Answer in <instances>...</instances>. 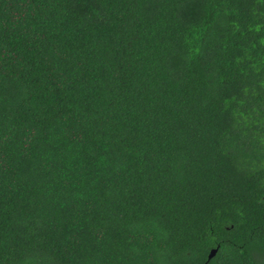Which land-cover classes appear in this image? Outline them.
I'll return each instance as SVG.
<instances>
[{
  "label": "trees",
  "instance_id": "1",
  "mask_svg": "<svg viewBox=\"0 0 264 264\" xmlns=\"http://www.w3.org/2000/svg\"><path fill=\"white\" fill-rule=\"evenodd\" d=\"M0 264H264V0H0Z\"/></svg>",
  "mask_w": 264,
  "mask_h": 264
},
{
  "label": "water",
  "instance_id": "2",
  "mask_svg": "<svg viewBox=\"0 0 264 264\" xmlns=\"http://www.w3.org/2000/svg\"><path fill=\"white\" fill-rule=\"evenodd\" d=\"M215 250H212L209 257H211L214 254Z\"/></svg>",
  "mask_w": 264,
  "mask_h": 264
}]
</instances>
